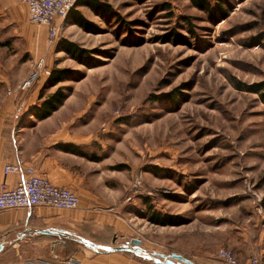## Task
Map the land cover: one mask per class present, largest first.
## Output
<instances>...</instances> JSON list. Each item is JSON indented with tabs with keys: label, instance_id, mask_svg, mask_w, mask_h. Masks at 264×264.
<instances>
[{
	"label": "rangeland",
	"instance_id": "rangeland-1",
	"mask_svg": "<svg viewBox=\"0 0 264 264\" xmlns=\"http://www.w3.org/2000/svg\"><path fill=\"white\" fill-rule=\"evenodd\" d=\"M208 1L225 15L189 0H103L111 13L89 15L87 32L70 29L67 16L52 46L27 16L0 30V88L27 80L41 59L29 88L69 70L44 94L63 88L62 114L96 140L120 202L107 210L193 264L238 246L264 200V104L233 86L264 80V0ZM64 41L85 53L72 58ZM152 212L174 219L155 225Z\"/></svg>",
	"mask_w": 264,
	"mask_h": 264
},
{
	"label": "crops",
	"instance_id": "crops-1",
	"mask_svg": "<svg viewBox=\"0 0 264 264\" xmlns=\"http://www.w3.org/2000/svg\"><path fill=\"white\" fill-rule=\"evenodd\" d=\"M85 1L77 0L70 11L67 24L70 29L87 32L79 22L98 14ZM26 16L27 10L18 5V0H0L1 31L8 24L11 26V21L22 22ZM58 24L54 20L36 32L45 36L52 27L58 31ZM48 77L40 78L25 91L20 90L22 77L14 88H0V187L12 189L24 176L4 175L6 164L30 167L54 186L72 191L78 197V209L37 207L0 213V264L36 260L55 264L70 258L79 264H159L146 259V255L152 254L168 256L151 236L154 231L144 227V237L137 236L133 224L113 209L107 210L120 202L104 183L102 160L92 151L96 140L74 132L75 120L62 114L66 103L46 119L35 118L39 93L47 88ZM260 202L255 220L241 229L238 246L232 247L240 264H246L252 256L264 264V200ZM45 230L60 234H45ZM133 239L141 242L142 254L110 250ZM216 255L206 256L204 264L214 263Z\"/></svg>",
	"mask_w": 264,
	"mask_h": 264
},
{
	"label": "built area",
	"instance_id": "built-area-1",
	"mask_svg": "<svg viewBox=\"0 0 264 264\" xmlns=\"http://www.w3.org/2000/svg\"><path fill=\"white\" fill-rule=\"evenodd\" d=\"M26 7L28 22L32 25L50 26L54 20L63 21L69 15L77 0H18ZM57 38V29L52 27L47 34V42L52 46ZM44 69V59L36 65V72L31 74L20 86L21 91L29 87L39 78ZM49 75L47 71L45 73ZM4 175L23 173L24 176L12 189L4 185L0 187V213L7 210L28 209L37 207L53 208L64 211L76 210L79 205L78 197L69 189L58 188L49 180L41 177L30 167L23 168L19 164H6ZM21 264H46L41 261H29ZM55 264H79L74 258L66 259ZM212 264H240L232 250L222 248L217 252ZM246 264H259L256 256L249 258Z\"/></svg>",
	"mask_w": 264,
	"mask_h": 264
},
{
	"label": "trees",
	"instance_id": "trees-1",
	"mask_svg": "<svg viewBox=\"0 0 264 264\" xmlns=\"http://www.w3.org/2000/svg\"><path fill=\"white\" fill-rule=\"evenodd\" d=\"M193 6L197 7L198 9L208 13V14H215L216 12L225 15L220 9L219 4L212 6L208 0H189ZM86 6L90 7L95 12L98 13H111L110 6L106 3H102L100 0H86L84 3ZM224 17V16H223ZM86 20L80 21L79 24L86 28ZM63 49L66 53L71 55L72 58H77L80 54H84L85 50L80 49L76 44L64 41L62 43ZM264 49V44L261 45ZM69 77V70L67 69H53L48 78V82L46 87H55L58 84L64 82ZM233 86L236 90L241 92H246L250 94H254L258 97L259 101L264 104V80L252 84H245L240 81L233 82ZM66 98V94L63 88L58 87L53 93L45 96L44 90L39 93V104L37 105L34 116L37 120H43L51 116L55 111H57L63 104ZM171 216L162 215L157 212H152L148 216V221L155 225L165 226L172 223Z\"/></svg>",
	"mask_w": 264,
	"mask_h": 264
},
{
	"label": "water",
	"instance_id": "water-1",
	"mask_svg": "<svg viewBox=\"0 0 264 264\" xmlns=\"http://www.w3.org/2000/svg\"><path fill=\"white\" fill-rule=\"evenodd\" d=\"M43 232L45 234H60V232L58 231H51V230H45ZM88 245L93 246L92 244H88ZM140 245H141V242L139 240L133 239L130 241V245L115 247V248H111L110 250L111 251H131L134 254L139 255V254H142V249L140 248ZM146 256L150 258L151 260H153L154 262L159 263V264H175L173 262L174 260H177L183 264H193L191 261L177 254H171L168 256L160 255V254H152L150 256L148 255Z\"/></svg>",
	"mask_w": 264,
	"mask_h": 264
}]
</instances>
